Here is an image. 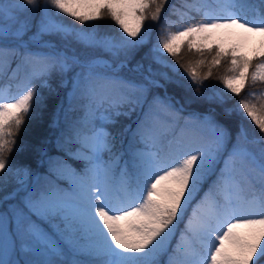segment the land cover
Wrapping results in <instances>:
<instances>
[{"label":"snow or ice","instance_id":"snow-or-ice-1","mask_svg":"<svg viewBox=\"0 0 264 264\" xmlns=\"http://www.w3.org/2000/svg\"><path fill=\"white\" fill-rule=\"evenodd\" d=\"M166 4L0 0V78L17 61L8 76L16 82H0V264H160L211 175L216 179L192 207L167 264H264V90L242 95L264 85V0H181L169 9L177 20L165 17L169 30L136 60L147 22L160 21ZM192 11L201 19L193 20ZM37 12L36 30L28 35ZM104 19L114 22L119 37L90 27ZM185 49L194 62H183ZM176 65L187 84L169 75L179 72ZM21 69L26 71L18 79ZM53 75L60 87L70 85L52 121L60 151L41 149L47 175L34 177L25 165L13 167L11 156L20 150L27 120L45 102L41 89L55 91ZM212 79L241 97L236 106H226L222 91L205 95V81ZM171 83L188 90L189 103L207 105L205 114L185 121H195L207 137L197 140L178 125L167 95L152 97L135 128L112 130L117 118L130 117L137 107L143 111L152 89L166 92ZM216 108L224 116L238 112L259 133L249 141L259 145L257 154L240 143L241 136L247 139L241 127L218 173L230 135Z\"/></svg>","mask_w":264,"mask_h":264},{"label":"trees","instance_id":"trees-1","mask_svg":"<svg viewBox=\"0 0 264 264\" xmlns=\"http://www.w3.org/2000/svg\"><path fill=\"white\" fill-rule=\"evenodd\" d=\"M181 0H168V4L165 5L164 11L161 14V20L157 22L148 21V34L146 37V43L141 45L138 50H136L135 59L139 60L141 56L145 55L149 52V50L152 48V45L156 43L157 36L159 33H161L162 30L166 31L169 29L167 25H163V20L165 17H168L171 20H177L176 16L170 15L169 9L173 4L178 5L180 4ZM189 2H192V0H189ZM209 4H212L214 0H207ZM189 16L193 20L201 19V14L197 13L195 11L189 12ZM62 19L69 24L75 23L71 20V18L68 17H62ZM90 27H94L97 29V31L101 35H109L114 37H119L118 33V27L114 24L113 21L110 19H104L100 21L93 22ZM173 29V28H172ZM171 29V30H172ZM45 39V38H44ZM47 40V38H46ZM35 47V46H33ZM108 58V57H107ZM167 59L169 63L176 64L175 60L167 56ZM197 57L191 55L186 49L183 52V62L187 63L188 61H195ZM17 66V61H13L11 63V66L6 69V75L5 78L11 75V72L13 69H15ZM176 67L179 69L178 73H172L169 70V75L175 77L174 81L182 82L184 84H187L188 81L182 80L183 75V69L179 68V65H176ZM26 69H21L18 79L23 78L24 73ZM222 73V69L220 70ZM16 81H14L15 83ZM56 80L54 77L51 78L50 83H55ZM205 85L207 86L204 89L205 95L210 94L213 90H219L224 93V95L227 97L226 106L227 107H234V101L239 100L241 97L233 96L231 93H228L227 90L223 89V86L217 81L216 79H212L209 81H205ZM57 87V92H49L47 89H41L42 94L45 97V102L38 112L34 110V113L30 119L27 120L26 124L24 125L23 129L21 130L19 137H18V143L20 146V150L14 152L11 156V165L13 167L18 165H25L29 167L31 170H37L43 167V171H47V158L42 157V152H46L48 155H55V153L58 151V147L56 144V136L58 135V129L52 126V121L56 118L57 109L61 104H66V97L65 92L64 95L62 92H59V87ZM252 88H257L258 93L262 90H264V85L256 84L252 86L249 89H246L245 92L242 94L245 98H247V91L251 90ZM166 93L169 94L173 100L177 99L179 103L183 106V110L180 112V114H185L186 111L193 112V114H202L205 113L207 110V105L199 102H192L189 103L187 96L190 94L186 88L178 86L177 83H171L166 85ZM160 96H164L165 89H152ZM253 90V89H252ZM65 91V89H64ZM257 94V96H259ZM257 104H259V100H254ZM216 112L219 114L221 113L220 108H216ZM187 113V112H186ZM135 115V114H134ZM134 115H131L130 117H124L121 116L118 119V123L115 127L112 128L113 131H116L120 126L131 124L133 128H135V123L138 118H142L143 113L139 114L140 116L135 117ZM179 118H181V115H179ZM221 123H224L225 126L228 128V131L231 135L238 133V126L240 121L243 120L242 116L238 114L236 111L233 112L231 116H224L222 114L217 115L216 117ZM60 120H63V113L60 114ZM188 135L194 136L197 140L200 138L201 135L205 136L202 133H190L187 132ZM206 137V136H205ZM79 170L82 168L83 164L81 162H77L76 165ZM59 182L67 183L65 180H61ZM15 186L14 181L9 176L8 177V185H7V191H11L12 188ZM2 195V193H0ZM184 218L179 223L178 228L176 232H181L184 229L183 226ZM170 252L162 253L158 259L160 261V264H164V259L166 255L168 256Z\"/></svg>","mask_w":264,"mask_h":264},{"label":"rangeland","instance_id":"rangeland-1","mask_svg":"<svg viewBox=\"0 0 264 264\" xmlns=\"http://www.w3.org/2000/svg\"><path fill=\"white\" fill-rule=\"evenodd\" d=\"M33 19H32V29L31 31L28 33V35H31L32 32H34L36 30L35 28V24H36V21L39 19V12L33 14ZM169 30V29H167ZM172 30H175L174 28ZM118 33H119V36L121 34L120 30L118 29ZM100 34V33H99ZM147 34L148 32H146L144 35L145 37H147ZM45 39H52L51 37H47L45 36L44 37ZM25 39H27V36L25 37ZM104 56L105 59H107V54H102ZM164 58L167 59V54H164ZM168 60V59H167ZM54 79L56 80L55 83L51 84L52 87L55 89V92H57V87L56 85L59 87V92H62V94L64 95V92H65V97H66V93L67 91H70V85H68L67 87H60L59 85V77L56 76V75H53ZM173 77V76H172ZM176 79L175 77H173V80ZM0 82H3V83H13L14 84V81H9L8 80V77H2L0 78ZM65 89V91H64ZM253 89V90H252ZM251 90L249 91H255L256 94H259L257 91L258 89L257 88H252ZM13 92L16 91L15 88L12 89ZM248 92V91H247ZM154 95H159L157 94L155 91H151L149 94H148V97H147V101L143 104V111H141V108L140 107H137L136 110L131 114V115H134L135 117H138L140 116L139 114L143 113V112H146L148 110V105L151 103L152 101V97ZM164 95H167L166 93H164ZM169 96V95H167ZM162 97V96H161ZM171 97V96H169ZM238 101L239 100H235L234 101V104L233 106H236L238 104ZM172 102L175 106V109L177 110V115H178V125L180 127H183L185 128V131L186 133L187 132H190V133H201V131L199 130V125L195 122V121H191L190 123H188L187 125L185 124V121L186 119L190 118L192 115H193V112H190V111H186L185 114H180V112H178V110L182 111V106L180 105V103H178L177 101L173 100L172 99ZM238 113V112H237ZM197 114V113H195ZM239 114V113H238ZM179 115H181V118H179ZM199 115H203V114H199ZM242 116V115H241ZM243 120L240 121L239 123V126H238V133L240 131V128L243 127L244 130H245V133L247 135V139H245L243 136L240 137V143L242 145H247V147L251 150V151H254V152H257L258 154V150H259V145H252L249 143V141H251L255 136H258L259 133H258V129H256L255 125L247 118H245L244 116H242ZM179 130V129H178ZM238 133L236 134H233L231 135L230 132H229V135H230V138L228 140V142L226 143V146H225V150L224 152L222 153V158L220 160V163L216 166V172L218 173L219 172V169L223 167V159L224 158H227V155L228 153L231 151L232 149V146L237 142V135ZM204 134L206 137L209 135L208 133L204 132L202 133ZM59 149L58 151L55 153V155H57L59 153ZM82 163V162H81ZM76 165V163L74 164ZM31 170V169H30ZM43 170H46V169H43L40 168V169H37V170H31L34 177L35 176H45L47 175V171H43ZM216 179V175H211L209 176L202 184L201 186V190L199 191V193L197 194V196L195 197V199L193 200L192 202V205L188 208L185 216H184V223H183V226H185L187 220H188V217L191 215V210H192V207L195 206V204L197 202H199V200L203 197L204 195V192H206L208 189H209V186L212 184V182ZM61 187H65L67 188L68 187V182L67 184H62L61 182H59ZM180 238V233L178 234L177 232H175L174 236L170 239V244H169V247H168V252H172L173 248L175 247L176 243L178 242ZM167 259L168 257L166 258L165 260V264H167Z\"/></svg>","mask_w":264,"mask_h":264}]
</instances>
